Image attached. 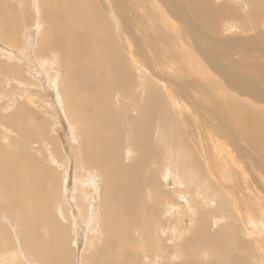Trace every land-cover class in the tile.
Instances as JSON below:
<instances>
[{
  "label": "bare ground",
  "instance_id": "6f19581e",
  "mask_svg": "<svg viewBox=\"0 0 264 264\" xmlns=\"http://www.w3.org/2000/svg\"><path fill=\"white\" fill-rule=\"evenodd\" d=\"M32 1L37 2L36 9L42 11L49 27L43 30L40 16L32 15L31 0H19L22 8H28L31 20L36 18V28L30 34L26 32L28 46L23 48L30 51L35 33V50L42 55L34 56V60L30 53L26 57L19 52L24 61H40L50 88L41 84L42 68L26 71L32 80L19 75L23 60L11 63L10 73L26 85L21 88L27 104L18 106L20 114L14 118L0 111V149L6 150H0V177L9 180L12 189L10 195L0 194L6 202L16 199V215H20L15 216L16 229L10 234L17 243L14 249L0 221V247L6 248L0 251V264H15L22 251L32 261L28 264H69L66 261L70 247L74 257L81 252L77 261L80 264H117L122 255H141L131 264H264V145L260 143L264 138V78L259 77H264V60H252L264 43L257 36V41L236 37L235 33L225 36L233 28L241 31L235 27L238 24L230 26L233 20L229 18L256 14L264 10V3L241 0L247 11L237 3L231 13L226 1L140 0L139 12L130 14L124 0ZM12 3L16 1L6 6ZM141 12L153 20L148 30L156 29V46L150 38L151 41L144 39V34L139 35ZM225 15L227 20H221ZM6 24V32L2 30L0 34L12 45L10 41L16 38L17 31L9 21ZM242 27L249 30L248 26ZM158 34L171 40L170 45ZM54 41L55 55L62 53L64 57V74L59 81L55 79L61 73L55 55L44 60L51 50L48 44ZM8 52L9 59L20 55ZM177 65L179 70L184 66L193 73L205 87L215 83L214 88L232 97L235 108L243 104L255 114L237 119L233 113L230 118L208 109L197 98L194 80H174L161 73ZM212 72L220 78H214ZM5 81L17 86L9 79ZM37 84L46 94L34 89ZM128 84L132 87L128 97L138 102L133 105L137 116L124 119L113 107L121 104L118 95L110 97L114 89ZM199 88L204 91V87ZM37 93L41 97H36ZM204 95L206 99V92ZM49 96L55 99L54 110L46 104ZM188 96L195 97L194 105ZM11 99L16 103L13 96ZM9 102L6 97L3 105L14 103ZM28 106L32 111H43L44 117L52 114L50 129L55 131V122L60 124L58 138L53 139L51 151L49 146H42L39 155L37 149H30L29 156H11V150L16 149V132L25 140L33 135L21 126ZM30 109L26 111L32 113ZM32 116L24 120L29 125H34ZM186 123L190 127L184 132L181 126ZM63 128L66 132L61 135ZM78 142L83 145L82 153L74 145ZM69 143L71 151L66 145ZM48 159L57 165L56 169L47 164ZM64 165L73 167L72 174ZM7 169L14 174L12 179ZM100 175L105 181L103 187ZM52 197L55 199L49 208L48 199ZM48 208L43 212V223L54 220V227L49 231L43 224L46 238L41 236L36 241L34 235L28 244L22 241V234L25 240L29 237V219ZM85 216L92 231L83 233L79 217ZM127 232L134 234L133 239L124 234ZM30 234H34L33 230ZM55 239L59 241L58 253L50 242Z\"/></svg>",
  "mask_w": 264,
  "mask_h": 264
},
{
  "label": "rangeland",
  "instance_id": "374dc122",
  "mask_svg": "<svg viewBox=\"0 0 264 264\" xmlns=\"http://www.w3.org/2000/svg\"><path fill=\"white\" fill-rule=\"evenodd\" d=\"M13 0H0V33L2 34V30L4 31V32H6V29H5V27H6V22L7 21H9L10 23H11V25H12V27L17 31L16 33V38H14V40H11L10 41V44H12V45H14V46H12V45H9L5 40H2V37H1V34H0V82L1 81H3V82H1V84H0V95H1V97H0V111L2 110V111H5V114L6 115H9L10 117L9 118H14V117H17V114H20L19 113V110H18V106H20V105H25V104H27V100L25 99V97H22V95L25 93L24 92V90L22 89V88H24L25 89V87H26V85L22 82V80H20V79H18V78H16L15 77V74L14 73H10V70L12 69V64L11 63H13V62H15V61H17L18 59H21V60H23V56H32L33 57V59L35 60V57L34 56H40V55H42L41 53H38L36 50H35V45H34V43L36 44V38H37V36L35 35V33H34V38L35 39H33L34 41H32V44H31V47L29 48L30 49V51L29 50H24V46H28V43H27V37H26V32H28V34H30V33H32L33 32V30H35V26L33 25V23H34V21L36 22V18L35 17H39L40 16V21L42 22V24H43V30H47V28L49 27L48 25V22H47V18L46 17H44V15H43V13H42V11H41V13H39L38 11H37V9H36V7H37V5H36V1H35V3L31 0V3H30V12L32 13V15H33V13H35L33 16H35L34 18H33V21L31 20V17L28 15V8L26 7V8H22V6H21V3L19 2V0H14V2L16 1V3H15V5L12 3L10 6H6V4H8V2H12ZM126 1V6H128V8H127V10L129 11V13L131 14L132 12H139L138 10L139 9H137V8H139V2H140V0H124V2ZM128 1V2H127ZM131 1H133V2H131ZM222 1H226L227 2V4L230 6L229 8H235L236 6H237V3H238V7H240V9H242L243 11H247V8H246V6H245V4H243V2L241 1V0H239V1H241V2H238V0H234V2H233V0H212V3H214V4H219V3H221ZM258 2H259V4H261V3H264V0H258ZM131 5H130V4ZM137 3V4H136ZM184 3V2H183ZM242 4V5H241ZM33 5H34V7H35V9H34V7H33ZM130 5V6H129ZM233 5V6H232ZM235 5V6H234ZM244 5V6H243ZM18 6V7H17ZM227 6V5H226ZM243 6V7H242ZM184 8H186V4L184 3ZM232 8L229 10V11H231L232 10ZM130 9H132V10H130ZM136 9V10H135ZM24 10V11H23ZM36 10V11H35ZM132 11V12H131ZM19 12V13H18ZM23 12V13H22ZM25 12V13H24ZM261 12H264V10H261V11H258V12H256V14L255 13H253V14H248V15H246V13H245V15H244V13H242L241 15H240V17L239 16H236V17H234V18H229L230 20H233V23H231L230 22V26H235V25H242V26H244L245 28H247V26H248V29L249 30H247V31H244V29H243V27L241 26H235L236 27V29H237V27H238V29H240L241 31H235V28H233L230 32L228 31L227 33H225V32H223V35H224V33H225V36H228V35H230L231 34V36H233V34H234V36H238V37H243L244 39H254V40H256L255 38V36H257L258 38H257V40L258 39H260V41H262L263 43H264V36H263V31H264V26H262V24H264V13L262 14ZM231 13H232V11H231ZM40 14V15H39ZM145 15V16H144ZM228 15H230V14H228ZM233 15V14H232ZM250 15V16H249ZM140 18L142 17V23H141V25H139V27H138V29H139V35L140 36H142L143 34V38L144 39H151L152 40V42H153V44L156 46L157 45V43H156V41H155V39L154 38H157L156 37V35H155V33H156V29H154V32H151V31H149L148 30V28L149 27H152V25H153V20H152V18H149L150 16H149V14H148V16H147V14L145 13V12H141V13H139V15H138ZM226 16L227 15H225V16H222L220 19L221 20H227L226 19ZM253 16V17H252ZM249 17V18H248ZM151 20V21H150ZM178 21V20H177ZM253 22V23H252ZM146 23V24H145ZM178 24L180 23L179 21L177 22ZM249 23V24H248ZM148 24V25H147ZM144 25V26H143ZM150 25V26H149ZM252 25H253V27H252ZM256 25L259 27H256ZM5 26V27H4ZM21 26V27H20ZM22 26H24V27H22ZM262 28H261V27ZM257 29H256V28ZM27 28V29H26ZM250 28H253L254 30L253 31H251L250 30ZM147 29V30H146ZM142 30V31H141ZM144 30V31H143ZM21 31H22V33H21ZM141 31V32H140ZM233 31V32H232ZM256 31H257V33H256ZM260 31V32H259ZM251 34L250 36H249V33ZM262 32V33H261ZM238 33V34H237ZM260 33V34H259ZM20 34H21V36H20ZM163 34V33H162ZM162 34L160 35V34H158L159 35V37L163 40V42L165 43L166 42V45L167 46H169L170 45V42H171V40H169V39H167V37L166 36H162ZM24 35V36H23ZM174 35V34H173ZM241 35V36H240ZM150 36V37H149ZM175 36V35H174ZM245 36V37H244ZM23 37V38H22ZM147 37V38H146ZM175 37H177V36H175ZM10 39H11V37H10ZM149 39V40H150ZM154 39V40H153ZM25 40V41H24ZM150 40V41H151ZM256 40V41H257ZM155 41V42H154ZM6 44H5V43ZM2 43H4L3 45H2ZM27 43V44H26ZM77 43V41L75 42V44ZM262 43V44H263ZM264 45V44H263ZM48 46H49V48H51V50L49 51V53H48V55L44 58V60H47V58L48 57H50V56H52V55H55V52L53 51V48L54 49H57V45H56V43H55V41H54V43L52 42V45H50V44H48ZM8 47V48H7ZM5 48V49H4ZM16 50H15V49ZM8 50H12V51H17V52H15V53H17V54H20V52H22L23 51V56H21V54L20 55H18V58H16V59H13V58H7V57H9V55H10V57H11V54H9V52H8ZM162 50V49H161ZM160 50V51H161ZM20 51V52H19ZM19 52V53H18ZM29 53H30V55H29ZM53 53V54H52ZM164 53H165V50H164ZM167 53V52H166ZM257 55V56H256ZM13 57V56H12ZM55 57L57 58V63H56V65H58V67H59V69H60V71H61V73H62V75H61V73H58V76H55V79H56V81H57V79H58V81L60 80V78L63 76V67H64V57H63V54L62 53H58L57 55H55ZM166 57V56H165ZM252 58V57H251ZM250 58V59H251ZM258 58V59H257ZM14 61H13V60ZM255 59H257V60H255ZM264 60V46L262 47V49L261 50H259V52H257L256 54H255V56L253 57V59L252 60H254V61H259V62H261V63H263V60ZM6 60H8V61H6ZM262 60V61H261ZM6 61V62H5ZM12 61V62H11ZM24 61V60H23ZM167 61V60H166ZM9 62V63H8ZM174 62H176L177 63V60H176V57H174ZM16 63V62H15ZM35 63H37V64H35ZM40 63V61L39 60H36V61H34V62H31V63H29L28 61H24V68H19L18 67V63H17V67L19 68V69H21L20 70V72H19V75H22L21 77H23V76H25L26 77V79L27 78H30V79H32V76H31V74H30V72H26V71H29L28 69H30V68H33V67H35L36 68V70H38V67H40V68H42L43 70H44V76H43V78H42V83L41 84H43L42 86H47V87H49L50 88V81H49V79H48V77H47V73L45 72V69H44V67L41 65V63ZM168 63H169V61H168ZM4 64V65H3ZM35 64V65H34ZM9 65V66H8ZM31 65H33V66H31ZM38 66V67H37ZM181 67L183 66V65H180ZM9 67H11V68H9ZM175 67H177V68H173V69H170L169 71H168V73L166 72V71H162V69L159 67V69L162 71L161 73L163 74V72H164V75L166 76H168L169 78H171V79H174V80H185L186 79V81L187 82H189V80L191 79L192 81L194 80V82H193V84H195V86H197L198 88H197V90H198V92H199V94H198V96H197V98H198V100H200L199 102H201L202 103V101H203V105L206 107V105H207V108L208 109H211V110H214V112L215 113H217V114H222V115H224V114H226L228 117H230V116H232V113H233V115L235 116L236 115V118L238 117V118H240V117H246V116H249V115H252V114H255V113H253L251 110H250V108H247L245 105H243V106H245V108L241 105V106H236V108L234 107V105L231 103V101L230 100H232V97H228V96H224L217 88H214L215 87V83H213L212 82V84H211V86H210V84L208 85V86H204L205 84L201 81V80H199L197 77H194V75H193V73H189L188 72V70L187 69H184V66L182 67L183 68V70H179L180 68L178 67V65L177 66H175ZM7 69V70H6ZM4 70H6L5 72H4ZM22 70H23V72H22ZM77 70H78V68H77ZM246 71V70H245ZM247 72V71H246ZM27 73V74H26ZM28 73H29V75H28ZM255 73V72H254ZM26 74V75H25ZM190 74V75H189ZM256 74V73H255ZM10 75V76H9ZM257 75V74H256ZM7 76V77H6ZM12 76V77H11ZM172 76H174V77H172ZM212 76L214 77V78H220L219 77V75L216 73V72H212ZM259 76V75H258ZM10 77V78H9ZM259 77H261V78H264V77H262V76H259ZM195 78V79H194ZM6 79H9V81H11V82H15V84L17 85L16 87L14 86V85H10L9 84V82L8 81H5ZM14 79V80H13ZM33 80V79H32ZM34 82H35V79H34ZM62 82L63 83H65L64 82V77L62 78ZM196 82H199V85H198V83H196ZM202 82V83H201ZM8 83V84H7ZM201 83V84H200ZM39 84V83H38ZM36 85V86H34V89L35 90H37L39 93L40 92H42V94L43 93H45L44 91V89H42V88H40L41 86H39V85ZM203 84V85H202ZM23 85H25V86H23ZM213 85V86H212ZM9 86V87H8ZM14 86V87H13ZM204 87L203 89H204V91L203 90H201L199 87ZM22 87V88H21ZM189 87V86H188ZM208 87V88H207ZM37 88V89H36ZM79 88H80V85L77 87V93L79 92L80 93V90H79ZM132 87H131V85H125L124 87H122V88H119L117 91H115V89L112 91V94H111V97L110 98H112L114 95H118V98H119V102L121 103V104H119V105H116V106H113L114 107V110H116V112L122 117V118H124V119H127V118H132V117H135V116H137V109L135 108V107H133V105L134 104H138V102H135L134 100H131L129 97H128V92H129V90L131 89ZM210 89V90H209ZM216 89V90H215ZM196 90V91H197ZM201 90V91H200ZM211 90H212V92H211ZM218 91H219V93H218ZM227 92V89H224L223 90V92ZM205 92H206V99H205V95L203 96V93L205 94ZM211 92V93H210ZM216 92V94H214ZM38 94V93H37ZM37 94H35V96L36 97H41L39 94L37 95ZM46 94V93H45ZM202 94V95H201ZM13 96V98H14V100H16V103L11 99V97ZM24 96V95H23ZM6 97H8L9 98V103H12V102H14L11 106L10 105H3L4 104V98H6ZM190 96H188V100H190V103H191V106L192 105H194V103H196L194 100H195V97H193V96H191V98H189ZM201 97V98H200ZM16 98V99H15ZM192 98H194L193 100H192ZM229 98V99H228ZM206 101H205V100ZM210 99V100H209ZM225 99H227V101L225 100ZM55 99L53 98V97H50L49 96V98H47V100H46V104H47V106L48 107H51L53 110H54V106L56 105V102L54 101ZM222 100V101H221ZM225 100V101H224ZM193 101V102H192ZM211 103H210V102ZM205 102V103H204ZM210 104H209V103ZM210 105H208V104ZM219 103V104H218ZM225 105V107H224V105ZM213 106V108H212V106ZM26 109H25V116H24V119L22 120L21 118H20V120H22L23 122H22V124H21V126H25V128H26V130H30V131H32L33 132V135L32 136H26V139L27 140H25L23 137H22V134L20 133V132H16V134H17V136L16 137H14V140H15V144H16V149L15 150H11V152H10V154H11V156H13V155H15V154H19V155H27V156H29V155H31L30 153L32 152L31 150H33V151H35L36 149H37V153H38V155H39V153L42 151V149L41 148H39V147H42V146H49L48 148L50 149V146L53 144V139L55 138V137H57L58 138V136H57V131H58V129H59V127H57V126H59L60 124H58V122H55V125H54V128H56L55 129V131H52V129H50V128H52V119H53V117H52V114L51 113H48V114H50L49 116L47 115V117H44V115H43V111H40L39 109H35L34 111H32V109H30L31 107H25ZM28 109H30L31 110V112L32 113H29V112H27L26 110H28ZM173 109V108H172ZM171 109V110H172ZM219 110V111H217V110ZM216 110V111H215ZM227 110L229 111V113L227 112ZM244 112H243V111ZM173 111V110H172ZM176 111H177V109H176ZM226 111V112H225ZM235 111H238V112H235ZM49 112V111H48ZM2 113V112H1ZM224 113V114H223ZM175 114V113H174ZM30 115H33L32 117L34 118V120L32 121V123L34 124V125H29L26 121H24L25 119H27L28 117H30ZM226 115H224V116H226ZM239 115V116H238ZM176 116V118H177V121H178V117H177V115H175ZM233 116V117H234ZM52 117V118H51ZM19 118V117H18ZM51 118V119H50ZM231 118V117H230ZM237 118V119H238ZM51 120V121H50ZM179 120H181L180 118H179ZM56 121H58V120H56ZM46 122L49 124H46ZM109 123H111L110 121H108ZM235 122V121H234ZM61 123V122H60ZM8 124H10L11 126H13V127H16L14 124H12V123H8ZM52 124V125H51ZM46 125H48V126H46ZM41 126H45L44 128L43 127H41ZM186 126V127H185ZM39 127H41V129L39 128ZM63 127V126H62ZM188 127H190L189 126V123L187 124H183L182 126H181V129H183V131L184 132H186L188 129ZM53 128V129H54ZM1 129V128H0ZM64 130V131H63ZM62 133H61V135H63L66 131H65V129L63 128L62 129ZM180 132H181V130H180ZM54 134V135H53ZM60 135V136H61ZM6 136V134L4 135V137ZM42 141V142H41ZM41 142V143H40ZM260 143L261 144H263L264 145V138L263 139H261V141H260ZM67 145V148H68V150L70 149V151H71V148L69 147V145H70V143L69 144H66ZM74 145L77 147V149L79 150V153H82L83 152V145L80 143V142H78L77 144H75L74 143ZM31 149V150H30ZM2 152H6V150H2V149H0ZM29 150L31 151V152H29ZM61 150V152H62V149H60ZM50 151H51V149H50ZM27 152H29V153H27ZM47 152V151H46ZM65 152H67L66 150H65ZM48 153V152H47ZM68 153H70L69 151H68ZM63 154V153H62ZM127 156V155H126ZM128 157V156H127ZM127 157L125 158V160L124 161H122L123 163H125V162H127ZM67 158H68V163L70 162V164H71V153L69 154V155H67ZM39 162H42L43 161V159H42V157L41 156H38V159H37ZM49 160V159H48ZM61 162V161H60ZM63 164H64V162H62ZM48 165H52L51 167H53V168H55L56 169V164L54 165L52 162H51V160H49L48 161V163H47ZM55 166V167H54ZM61 166V165H60ZM65 167V168H64ZM63 168L67 171V169H69L68 170V172H70L71 174H72V171H73V167L72 166H67V168H66V166L64 165L63 166ZM7 172H8V175H9V177H10V179H12L13 177H14V174L13 173H11V170L10 169H7ZM64 177V176H63ZM69 177H71V178H73V176H71V175H69L68 176V178ZM8 182L10 183V181L9 180H6L5 178L3 179V177H0V193L1 194H3V195H10L11 193H12V189H11V187L8 185ZM72 182H73V179H72ZM14 183H15V181H14ZM99 183H100V186L101 187H103L104 186V183H105V181H104V178L100 175V180H99ZM74 185H76V183L74 184ZM37 187L38 188H41V186L40 185H37ZM6 189V190H5ZM57 193H59V191H57ZM0 194V209H1V211H2V213H1V215H0V221H1V223L6 227V232L8 233V236H9V244L12 246V248L14 249V248H16L17 247V243L15 244V240L10 236V234H13V232H14V228L16 229V227H14V226H16L15 224H14V218H15V216L16 217H18V218H20V215L18 214V215H16L17 213H18V209H17V205H15V204H18V202L16 201V199H15V202H13L12 200H9L8 202H6L5 201V197L3 196V195H1ZM46 194H49L48 193V190L46 189ZM14 196V195H13ZM53 198V199H52ZM51 199H48L49 201H50V207L49 208H51V206H52V204H53V202H54V199H55V197H52ZM112 198H115V197H112ZM115 199H117V200H119V197H117V198H115ZM1 205H2V207H1ZM13 205V206H12ZM3 206H4V208H3ZM75 207V206H74ZM49 208L48 209H43L39 214H38V216H34V217H31L30 219H29V221H30V223H31V219H32V225L31 224H29V226H28V228H27V232H29V237H27V240H25V237H24V235L22 234L21 235V238H22V241H26V243L28 244L29 243V240L34 236V235H36L35 237H36V241H38V238L40 239V237L42 236V238H46V234L44 235L43 234V229H44V226H43V224L45 225V227H46V225H47V227H49V231L51 230V227L53 228L54 227V220H49V221H52V222H49V221H47V222H45V223H43V220H44V216H45V213H46V211H48L49 210ZM76 208V207H75ZM17 211V212H16ZM43 212H45V213H43ZM37 213V209H36V212L35 213H33V214H36ZM43 213V214H42ZM42 214V215H41ZM40 215H41V218H43V219H41V218H39L40 217ZM29 216H31V213H29ZM85 219H81L80 217H79V220H80V225H81V229H82V232L84 233L85 231H92L91 230V226L90 225H88L86 222L88 221V219H86L87 217L85 216L84 217ZM5 219V220H4ZM7 219L9 220V221H7ZM40 219V221L38 222V220ZM16 220H18L17 218H16ZM36 221L38 222L37 224H36ZM61 221V220H60ZM9 223V225H8V223ZM7 223V224H6ZM40 223V224H39ZM83 223H85V224H83ZM36 225V226H34V225ZM32 227H31V226ZM84 226L86 227V229L84 228ZM87 226H89V227H87ZM38 228V229H37ZM39 228L41 229V230H39ZM30 230V231H29ZM33 230V232H34V234H32V236H30L31 234V231ZM63 230H65V229H63ZM85 230V231H84ZM13 231V232H12ZM39 232V234H37L38 232ZM133 232V231H132ZM36 233V234H35ZM41 233V234H40ZM129 232H127V233H124V234H126V235H128L129 237H131V239H133V233H129ZM39 236V237H38ZM103 236V235H102ZM48 237V236H47ZM66 237H67V233H66ZM262 238H264V236L262 237ZM24 239V240H23ZM29 239V240H28ZM103 239V238H102ZM262 241H264V239H261ZM11 241V242H10ZM28 241V242H27ZM51 242V244L53 243V245H55L56 247V249H55V251H56V253H58L59 252V249L57 248L58 247V245H59V241L57 240V239H55L54 240V242L51 240L50 241ZM13 244H15V245H13ZM1 249H2V251H6L5 249V247H0V251H1ZM74 251L75 252H77V249L75 248L74 249ZM23 251L22 252H19V259H18V261L15 263V264H28V263H31L32 261H31V259H30V257H29V255L26 253V255L23 253ZM78 253H79V255L81 254V252H77V254L75 255V257L73 256V249L70 247V249H69V252H68V254H67V261H66V263H69V264H80L79 262H77L78 261ZM88 253V251L87 252H85V255ZM22 257H21V256ZM25 255V256H24ZM90 255H91V252L89 253V255H88V257H87V259H90ZM26 256H28V257H26ZM140 257H141V255H136V256H125V255H122L121 256V258L119 259V260H121V261H118V263L117 264H131L132 262H137V260H139L140 259ZM23 260V263H22V260ZM35 259L36 260H38V261H40L41 263H44V261H41V260H39V257L38 256H35ZM29 262H28V261ZM128 260V261H127ZM134 260V261H133ZM19 262H21V263H19ZM125 262V263H124ZM143 264H146V262L145 263H143Z\"/></svg>",
  "mask_w": 264,
  "mask_h": 264
}]
</instances>
